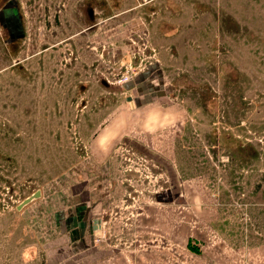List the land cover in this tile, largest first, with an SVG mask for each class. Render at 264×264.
I'll list each match as a JSON object with an SVG mask.
<instances>
[{"label": "rangeland", "instance_id": "obj_1", "mask_svg": "<svg viewBox=\"0 0 264 264\" xmlns=\"http://www.w3.org/2000/svg\"><path fill=\"white\" fill-rule=\"evenodd\" d=\"M0 264H264V0H0Z\"/></svg>", "mask_w": 264, "mask_h": 264}, {"label": "water", "instance_id": "obj_2", "mask_svg": "<svg viewBox=\"0 0 264 264\" xmlns=\"http://www.w3.org/2000/svg\"><path fill=\"white\" fill-rule=\"evenodd\" d=\"M123 87L126 89V90H131L133 87H134V83L133 82H129V83H126V84H123ZM40 197V193L39 192H36L33 196L27 198L26 200H24L19 206L18 208H22L24 206H26L27 204H29L30 202H32L33 200L37 199Z\"/></svg>", "mask_w": 264, "mask_h": 264}, {"label": "crops", "instance_id": "obj_3", "mask_svg": "<svg viewBox=\"0 0 264 264\" xmlns=\"http://www.w3.org/2000/svg\"><path fill=\"white\" fill-rule=\"evenodd\" d=\"M85 225H84V227L83 226H79V228H80V232H81V236H82V234L85 232Z\"/></svg>", "mask_w": 264, "mask_h": 264}, {"label": "built area", "instance_id": "obj_4", "mask_svg": "<svg viewBox=\"0 0 264 264\" xmlns=\"http://www.w3.org/2000/svg\"><path fill=\"white\" fill-rule=\"evenodd\" d=\"M129 82H130L129 79H125L123 84L129 83Z\"/></svg>", "mask_w": 264, "mask_h": 264}, {"label": "flooded vegetation", "instance_id": "obj_5", "mask_svg": "<svg viewBox=\"0 0 264 264\" xmlns=\"http://www.w3.org/2000/svg\"><path fill=\"white\" fill-rule=\"evenodd\" d=\"M16 30H18V25L16 26Z\"/></svg>", "mask_w": 264, "mask_h": 264}]
</instances>
